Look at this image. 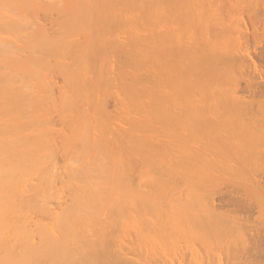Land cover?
I'll return each mask as SVG.
<instances>
[{"label":"bare ground","instance_id":"1","mask_svg":"<svg viewBox=\"0 0 264 264\" xmlns=\"http://www.w3.org/2000/svg\"><path fill=\"white\" fill-rule=\"evenodd\" d=\"M0 264H264V0H0Z\"/></svg>","mask_w":264,"mask_h":264}]
</instances>
